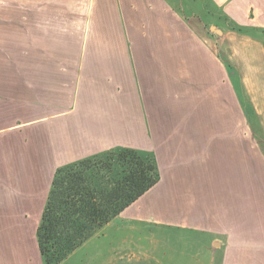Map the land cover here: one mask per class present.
Instances as JSON below:
<instances>
[{
    "label": "crops",
    "instance_id": "1",
    "mask_svg": "<svg viewBox=\"0 0 264 264\" xmlns=\"http://www.w3.org/2000/svg\"><path fill=\"white\" fill-rule=\"evenodd\" d=\"M117 147L161 180L113 264H264V0H0V264H44L56 171Z\"/></svg>",
    "mask_w": 264,
    "mask_h": 264
},
{
    "label": "trees",
    "instance_id": "2",
    "mask_svg": "<svg viewBox=\"0 0 264 264\" xmlns=\"http://www.w3.org/2000/svg\"><path fill=\"white\" fill-rule=\"evenodd\" d=\"M161 180L156 156L117 147L58 168L37 231L44 264H62Z\"/></svg>",
    "mask_w": 264,
    "mask_h": 264
},
{
    "label": "rangeland",
    "instance_id": "3",
    "mask_svg": "<svg viewBox=\"0 0 264 264\" xmlns=\"http://www.w3.org/2000/svg\"><path fill=\"white\" fill-rule=\"evenodd\" d=\"M214 19L216 23H214L215 28L212 29L215 32V29L218 26H224L225 22L220 17ZM213 24V23H211ZM210 23L208 25H211ZM210 32V31H208ZM4 209V210H3ZM36 209H34L35 211ZM20 212V211H19ZM18 209H13L12 206H3L0 207V217H4L7 215V218L16 217L19 218ZM2 214V216H1ZM15 226V224L13 225ZM108 230V231H107ZM107 237L100 238H91L88 240L83 246L77 249L68 260L63 262L62 264H113L114 261V253H113V228L110 227L107 229ZM139 243L140 241L137 240ZM143 243V241H141ZM130 251L122 250L121 254H129ZM144 249H134L133 253L135 256L140 257L143 254ZM132 264H142V262L134 261Z\"/></svg>",
    "mask_w": 264,
    "mask_h": 264
}]
</instances>
